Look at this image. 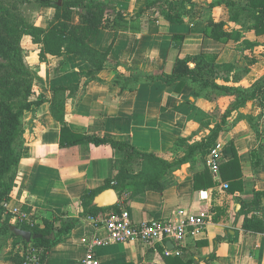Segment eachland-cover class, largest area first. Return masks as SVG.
<instances>
[{"label":"crops","instance_id":"crops-1","mask_svg":"<svg viewBox=\"0 0 264 264\" xmlns=\"http://www.w3.org/2000/svg\"><path fill=\"white\" fill-rule=\"evenodd\" d=\"M103 1L134 15L147 0ZM211 1L207 0L208 3ZM221 8L225 7L214 9L216 19L238 27L229 21V15L228 18L216 16L215 10ZM146 13L148 16L135 23L133 28L118 32L100 30L93 45L105 50L112 44L106 68L98 80L91 81L85 89L81 88L68 98L65 118L72 134L106 136L129 142L140 151L156 153L173 162L189 144L201 141L219 122L210 119L212 103L193 96V89L188 85L176 92L175 85L147 81L143 77L136 80V74L169 73L178 54H217L218 62L233 63L236 53H243L244 45L239 47L242 40L223 42L206 36L205 23L199 17L190 19L187 16L184 23L178 24L161 14ZM54 15L55 8L42 6V15L36 25L48 26ZM78 21L75 13L73 22ZM178 32L187 34L180 49L173 40V34ZM26 37V41L29 40L26 60L31 62L37 93L51 99L53 88L84 82L82 71L88 70L89 65L80 57L48 54L46 60L41 61V45ZM246 39L263 43L264 35L257 36L250 31L246 33ZM256 52L257 46L252 57L261 61ZM194 107L202 109L205 115L199 110L194 111ZM240 112L256 115L257 110L246 106ZM233 120L228 118V130L220 133L218 142L223 146V161L232 157L231 144L235 145L242 163L244 190L232 193L223 187L230 180L215 177L217 185L196 189L195 173L205 168V163L196 158L175 171V183L163 192L147 190L131 199L119 196V201L124 203L135 221L168 219L183 209L194 215L205 214L208 222L182 243L165 239L97 247L99 264H183L185 261L192 264H264V232L244 230L245 215L239 214L242 204L238 200L239 197L252 200L255 190L264 191V167L260 163L255 167L252 165V149L256 148L258 139L248 121L241 120L232 125ZM24 121L26 147L13 180L7 209L17 208L28 219L33 217L40 224L44 219L56 218L59 224L62 219L80 217L83 192L101 187L106 179L113 177L123 153L110 145L78 143L61 146V125L53 118L49 102L40 105L35 112H26ZM136 159L128 164L133 172L139 171L130 166ZM261 205L263 209L254 214L263 217L264 199ZM95 235L106 234L97 229L88 216H81L68 237L49 250L44 264H83L86 255L83 238L90 239ZM0 264L15 263L6 260Z\"/></svg>","mask_w":264,"mask_h":264},{"label":"trees","instance_id":"trees-1","mask_svg":"<svg viewBox=\"0 0 264 264\" xmlns=\"http://www.w3.org/2000/svg\"><path fill=\"white\" fill-rule=\"evenodd\" d=\"M36 1L43 7L55 8L54 18L46 27L36 25L23 16L16 15L11 18L3 15L2 0H0V57L2 58L0 61V237L3 239V245L9 238H13L9 256L15 264L24 262L27 250L30 248L38 249L39 264H44L49 250L68 237L81 216L98 215L108 209L118 208V203L108 208L98 207L94 203L95 197L105 189L114 188L120 198L127 196L126 199H131L147 190L163 192L175 183V171L196 158H200L205 163V168L202 172L195 173V188L217 185L213 173L206 165V160L212 149L217 146L220 133L228 130V118L235 111L238 114L232 125L246 120L257 139L259 141L263 139L264 131L259 128L260 122H256V115L240 112V109L252 101L264 105V82L257 81L250 87L222 85L218 79L224 78L225 81H229L230 77L223 73L221 75V71H232L234 64L220 63L217 61V54L203 52L178 54L169 73L162 71L152 74L137 73L135 76L136 80L143 77L147 81L158 80L167 85H175L176 92H181L188 85L193 89V96L196 98L211 99L208 98L211 92L233 96V104L222 116L221 121L216 123L201 141L189 144L183 154L173 162L156 153L140 151L129 142L113 140L106 136L72 134L65 112L68 98L77 94L81 88L85 89L91 81L98 80L99 74L106 68L112 44L105 50L93 45L100 30L110 29L118 32L133 28L135 23L141 22L148 16L146 12L149 11L150 15L159 13L168 21L178 24L184 23L186 16L190 19L199 17V20L205 23L206 36L223 42L242 40L245 44L242 48L245 57L250 63H255L257 60L252 57V52L258 42L246 39V33L253 31L257 36L264 35V0H212L199 8L200 10L199 4L192 0H147L134 15H129L118 5L103 0H62V4H59V0ZM164 3H167L168 7H159ZM219 6L227 8L229 21L238 27L231 26L226 20L216 19L213 11ZM75 13L79 17L78 23L73 22ZM186 35L179 32L173 34L178 49L182 46ZM26 36L32 43L41 45L39 52L41 61L46 60L48 54L59 57L67 55L80 57L89 65L88 70L82 71L84 82L53 88L51 99L37 93L34 88V74L26 62L22 47ZM45 102L50 103L51 114L61 125V146L78 143L110 145L123 153L117 173L113 177L106 179L103 186L83 192L80 217L65 218L60 220L59 224H57L59 219L56 218L44 219L43 224L37 223L33 217L24 222L13 220V213L6 207V203L11 199L13 180L24 152L17 143L24 132L25 113L35 112ZM195 110L205 115L202 109L194 107ZM67 135L68 138H65ZM231 146L233 155L228 160L222 161L220 179L230 180L228 190L235 193L244 190V173L238 151L233 143ZM260 147L264 151V139ZM259 150L252 149V153L256 152L259 156L258 161L255 156L252 157L253 167L258 163L264 167V155ZM134 158L140 159L141 162V168L137 172H133L128 167ZM263 199L264 191L260 190L254 191L252 200L238 198L242 204L239 214L245 215L244 230L264 232V216L254 214V211L263 209L261 205ZM11 225L30 230L33 234H42V237L27 242L15 235L10 228ZM53 234L55 237H52ZM183 264L192 263L185 261Z\"/></svg>","mask_w":264,"mask_h":264},{"label":"built area","instance_id":"built-area-1","mask_svg":"<svg viewBox=\"0 0 264 264\" xmlns=\"http://www.w3.org/2000/svg\"><path fill=\"white\" fill-rule=\"evenodd\" d=\"M223 146L218 142L207 157L206 165L216 179H220L221 163L223 161ZM224 189L229 184L224 183ZM118 208H111L99 215H90L88 219L97 229H102L105 236L95 235L87 239L83 238L86 255L83 264H99L96 257V248L110 243H124L133 241L158 242L165 239L182 243L189 235L196 234L208 222L205 214L194 215L183 209L178 210L174 216L168 219L152 218L135 221L130 211L123 202L118 203ZM7 207V206H6ZM21 222L29 221L26 214L15 208L11 211ZM179 254V251H177ZM167 254H170L167 250ZM40 257L37 248L27 250L26 259L22 264H39Z\"/></svg>","mask_w":264,"mask_h":264},{"label":"rangeland","instance_id":"rangeland-1","mask_svg":"<svg viewBox=\"0 0 264 264\" xmlns=\"http://www.w3.org/2000/svg\"><path fill=\"white\" fill-rule=\"evenodd\" d=\"M195 2H197L199 4L198 9L202 8L203 5H206L208 3L207 0H195ZM167 5H168L167 3H164V4H160L159 7L166 8V7H168ZM1 12L3 15H5L7 17H11V18H14V16H16V15L23 16L27 20L36 24L37 21L39 20L40 15H42V6L36 0H2V11ZM215 13H216L217 17L228 18V10L226 7L215 10ZM155 16H160V14L156 13ZM26 39H27V37H24V40L22 42V47H23L25 59H26V54H28V50H29V48H28L29 40L26 41ZM254 42H256V41H254ZM243 45H245L244 42L243 43L241 42L239 47H242ZM254 50H255V48H254ZM254 50H253L252 54H254ZM243 53L242 54L236 53V55L234 56L235 62H233L234 69L232 71H230V72L228 70L221 71V75H222V73L224 75H229L230 80L225 81L224 78H219L218 82L220 84L239 86V87H250L251 85L255 84L257 81L258 82L260 81L262 83L264 82V42L263 43L260 42L257 45L256 55H257V58H259L261 56V59H262L261 61H258L255 63H250L248 61V58H246L245 54H243ZM217 60H218V56H217ZM0 61H2L1 57H0ZM26 62L28 63L29 67H31V64H30L31 62L29 63L28 60H26ZM223 63H225V62H223ZM246 78H249L250 80L249 81L245 80ZM254 79H257V80L254 82ZM210 95L211 96H208V98L210 97L211 99H208V100H210V102L212 103V109H213L212 114H209L210 119L213 118V120H214L213 122H216V121L220 122L222 116L228 111V109L233 104V96L221 95V94H217V92H211ZM246 106H251V109L254 107L256 108V110H257L256 122H258V123L260 122L259 128L264 131V105L262 106L260 103L252 101V102H248ZM237 114H238V112L235 111L231 115V118H233V119L236 118ZM24 132H25V121H24ZM24 132H23V135L21 136V138L18 140V143H17V145L19 147L23 148L22 149L23 151L25 150V147H26L25 139H24ZM263 139H264V137H263ZM263 139L261 141H263ZM261 141L258 140V142H257L258 144L255 148V151H258L259 149H261V147H260ZM259 151L261 153H263V155H264V151H262V149ZM254 156H255V159L258 161L259 156L257 155L256 152L254 153ZM130 166L133 170H140V168H141L140 159L134 160ZM12 219L17 220L16 215H13ZM12 240H13V238H9L6 242V244L3 245V239H2V237H0V247L3 245L0 248V261L1 262H5L6 260L11 261L10 256H9V252L12 248Z\"/></svg>","mask_w":264,"mask_h":264},{"label":"water","instance_id":"water-1","mask_svg":"<svg viewBox=\"0 0 264 264\" xmlns=\"http://www.w3.org/2000/svg\"><path fill=\"white\" fill-rule=\"evenodd\" d=\"M59 4H62V0H59ZM194 64H192L193 66ZM119 202V194L114 188H108L99 193L94 203L101 208L113 207ZM11 230L15 235L22 237L27 242H31L33 239L41 238L42 234H33L30 230L22 229L16 225H11ZM55 237V234L52 235Z\"/></svg>","mask_w":264,"mask_h":264}]
</instances>
